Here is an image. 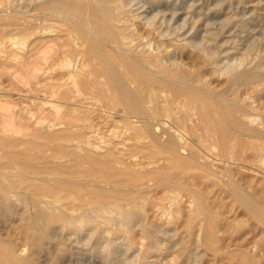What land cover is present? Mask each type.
Here are the masks:
<instances>
[{"label": "rangeland", "instance_id": "1", "mask_svg": "<svg viewBox=\"0 0 264 264\" xmlns=\"http://www.w3.org/2000/svg\"><path fill=\"white\" fill-rule=\"evenodd\" d=\"M41 1L46 2V0H0V13H1L0 14V97H1L0 105H3L2 103H4V107H5V108L0 109V113L1 112L3 113V116H2V113L0 114V118H1L0 122L4 121L2 119H7L10 116L9 114H12L13 116L14 115L13 113H15L13 117L16 121H20L19 117H21L22 123H24L25 121V123H29V124L33 123L32 125H34V122L37 119L38 120L41 119L40 123L43 125L40 126L41 124H38L37 122H35V125L38 124L40 127H43V131L45 130V132H48L46 131L47 129L49 130L48 127L55 126L54 128L52 127L51 130L49 131L50 133L49 132L48 133L53 134V132L56 133L57 131L59 133L58 136L60 135L62 136L63 133H60V132H62L64 128L63 126L65 125L61 123V124H55V125L48 126L50 120H54L57 117L56 112L53 111V109L48 105V103L46 104L44 102L47 100L52 101L54 99V96L52 95L51 90H50L51 88L49 89L48 86H51L52 88L56 90L59 89L58 92L62 90L65 92V89H66V92H68L69 89H72L73 87L72 83L70 82V79L67 76L69 75V69L71 70V72H74V73L79 72L77 74H78V78L80 79L79 81L80 84L81 83L82 85L87 84L88 82L92 81L96 77L94 74V71H95L94 69L96 68L97 63L94 59H92L89 55L85 54L84 52H83L84 54L79 55L81 50H83L84 46H82L81 44L79 45V42L77 43L75 41V43H73V47H74L73 52L67 51V54L69 56H72V58L76 60V61L72 60L73 65L71 64L72 66L70 65L67 67L64 65H61V66L57 65L66 56L64 52L61 53L60 51L62 50L61 48V44L63 43L62 41H67L66 38H68L67 31H65L64 29L66 26L65 24H63L64 23L63 21L67 19L66 18L67 15L56 13L53 11L50 12L46 8L43 10L44 6L42 7L43 4H40ZM125 2L126 4H124ZM110 4H112V2H110ZM37 5H41V6L37 7ZM39 7H41L40 10H39ZM6 10L10 13H8ZM119 10L120 11L122 10V12L120 14V20L118 23L121 25L123 24L122 26L124 28H126L127 26L130 29L131 27L130 31L132 32L134 31L133 32L134 37H136L137 35L136 37L137 39L135 40L144 42V44L141 45L142 46L141 49L144 51L147 50L145 52L155 50L154 52L163 53L162 54L163 58L168 63L172 59L178 62L182 61L181 63H183L185 67L191 68V69H194L202 65V72L205 74L206 79L210 82V85L213 88L215 89H221L223 87L227 88L225 92L226 94L225 96L228 98V100L232 99V97H234L238 93H239V96L241 97H244L243 96L244 94L250 96L251 89H252L251 93L256 92L255 93L256 96L254 97V94H251L248 101L249 102L253 101L252 102L253 105L251 103L250 104H251V107L253 108L254 106L256 110H254V108L253 109L251 108L250 110L251 112L254 111L253 113L257 114L256 116L258 117V119L256 118V120L250 121V124L256 127L259 126L260 128L263 127L264 125V110H263L264 109L263 108L264 88L262 87H264V85L259 86V88H262L261 90H263V91L258 90L259 93L257 92V89L250 87L249 86L250 84L249 85L246 84L248 86L244 84L246 87L243 84H241V86H238V88H236L235 86L236 84H234L231 86L232 88L229 87L230 89L229 90L227 87L228 85L227 74L223 72L221 73L220 71L219 72L216 71L214 67L212 66V64L207 63V59H205L207 56H205L206 55L205 53H202L203 51L199 49V46L201 44V45H204L207 49L209 47L208 50L210 51L208 50L206 51H208L209 53L213 52L212 54H214V56H212V60L219 67H224V65H226L229 62L239 60L238 59L239 56H240L239 57L240 59L241 58L243 59L245 57V59L246 58L247 59L246 60L244 59L243 65L245 67L246 66L250 67L251 69L253 68L252 73L253 72L254 74L256 73L257 74L256 77H259V78L261 76L264 77V69H262L264 68V63H263L264 62V55H263L264 54L263 53L264 52V0H125L123 4L120 6ZM13 13L16 15L14 16ZM51 15L52 16L57 15V16L52 17ZM16 16L17 18H15ZM51 17L56 20L52 19ZM63 17L65 18L63 19ZM30 18H34L32 21H30L33 24L32 29L35 28L34 31H32L29 34L30 37L25 42L24 44L25 46L23 45L24 47L22 45L21 46L18 45L17 47L14 46L15 44L11 42L10 37L11 35L12 36L16 35L18 33L17 31L18 29L14 26V24H12V20L19 19L18 20L19 22L25 23L24 21H26L27 23L29 22ZM7 19H10V23L9 21H7ZM49 23L50 24L52 23L53 25L49 26L48 25ZM37 24L39 25L38 27H37ZM9 25L12 26L10 27V29H9ZM50 28H52L53 30H50ZM57 33L59 34V37ZM52 35H53V38L55 37L54 39L52 38ZM56 36L59 39H57ZM189 36H191V38ZM46 37L47 38L49 37V38L47 39ZM44 38H46L47 40L45 41ZM49 39H52L54 41L57 40L56 41L57 43L55 42L56 44H58L60 41L62 43L60 42L58 46L55 43H52V41H50L49 43L48 42ZM196 40H199L201 42L200 44H198L199 46L196 44V43H199V41H196ZM212 40L213 41L215 40L218 42L214 41L215 42L214 43ZM29 41H31V43H29ZM149 41L151 43V47L148 48L147 46H144V45L149 43ZM176 41H184L186 45L183 42H182L183 44H181L180 42V45H179V43ZM46 42H48V45H45ZM40 44L43 46H41ZM193 44L195 45V47H193L194 46ZM38 45L40 46L39 48H38ZM44 45L48 46L47 48L51 47L50 49H52V51L53 50L55 51V52L53 51V53H56V54L52 53V55H55V56L63 55V57L59 56L58 59L56 60L55 56L53 57L49 49L46 50L47 48H45ZM75 46L79 49H77ZM163 46H167V47H163ZM218 47L221 51L218 49ZM247 47L251 48V52H249L250 48H247ZM37 48H38V51L36 52ZM40 48L42 49L44 48L46 50V54L49 52L51 56L49 54H47V56L49 55L51 58L49 56H48L49 58H47L45 52H43L44 50L42 51L40 50ZM32 49L35 50L34 52L35 55L34 53L30 54V50L33 52ZM244 49H246V52ZM39 50L42 52H39ZM241 51L245 53L241 54ZM27 52L29 53V56ZM59 52L60 54H58ZM250 54H251V59H249ZM32 55L34 57H37L34 60L35 62H37V63L34 62L35 65L38 63L40 65L35 66L34 64H32L33 59H34ZM221 55L223 56L220 57ZM45 56H46V60L47 59L50 60L48 64H47V61H45L44 59ZM27 57L29 59L28 61L32 60V62L26 61ZM219 57L221 60L219 59ZM88 58L92 59L93 63ZM247 60L248 61L250 60V61L245 62ZM38 61L42 63L43 68L41 67V63ZM200 61L201 62L204 61L206 65L201 63ZM27 64L31 67L32 65L35 66L36 68L33 67V69L35 72L37 71L38 74L36 73V75H34L33 69L32 68L30 69V67ZM251 64H253L254 67L253 66L251 67ZM16 65L20 68L22 67L21 70L23 71V74H25V76L22 75V71L20 69H17L18 67ZM54 65L55 67H53ZM83 65L85 66L83 67ZM25 66L26 68L28 67V69L26 70L32 71V73L27 71L30 74L28 77L26 75L28 73H25ZM38 66L42 68L43 70H40ZM44 66H45V69H44ZM256 66L258 69L260 68L257 71H256L257 69ZM15 67L17 68L15 69ZM82 72L85 74H83ZM31 74L34 76H32ZM60 74L62 75L61 78H59L61 76ZM85 75L87 76L89 80H86L87 78ZM36 76H39V77H36ZM24 77L29 79V81L27 82V79ZM24 79L27 83H24L25 82ZM95 79H98L99 81V80H102L103 77L100 76ZM82 81H84L85 83L83 84ZM219 82L222 83V87L220 86L221 83ZM258 82H259L258 85H260L261 82L262 84L264 83V81L262 80ZM258 82L256 81L255 83H258ZM255 83L251 84V86H253ZM28 84L31 86H29ZM243 86L245 88H243ZM33 87L35 89H33ZM243 90L244 92L246 91L247 94L246 93L241 94L243 93ZM248 90H250V92ZM228 91L229 92L231 91V92L229 93ZM227 93L230 96L229 95L227 96ZM89 95L87 94V95L81 96L82 98L80 96L79 98L78 96L74 98L72 97H69V98L61 97L60 98L63 100L64 105H66V103H68L69 105L71 104V102L77 101V103L82 105L80 107L82 109L81 114H87L92 120L94 119L91 122L96 123L98 121L97 122L98 124H96L97 129L95 131L90 132L89 131L90 128H87V127L84 128V130L89 131L88 133L89 135H91L90 137H93L92 135L96 133L94 135L96 136L94 139L95 141V144H93L94 146L88 145L87 147H89V149H91L92 151H95L96 152L95 154H98V155L100 154L99 155L100 157H103L102 155L103 151H104V154L106 153V151L108 152L107 150V145H108V149H110V147L112 146L113 150L115 149L114 152H117V155L119 153V156L121 155L124 158H126V161L131 160L132 162H136L135 160L137 161L144 160V158H142V153H140V155L138 156L132 155L133 157L130 156L128 157L129 159L126 157L127 155H124L123 153L124 151H126L125 144L132 143L133 140L129 139L131 130L126 131L124 127L122 128V126L119 125L120 123L118 124L115 121L119 119L121 116V113H123L121 108L111 109L107 105H104L105 104L104 100L107 101V98H104L103 100H101V102L104 103L103 104L100 102V100L96 101L95 99L87 97ZM252 96L254 98H252ZM258 100L261 104L258 103ZM88 102H89V105H87ZM93 102L94 104H92ZM260 105L262 107V110L260 108ZM256 106L258 107V109ZM65 107H67V110H65L66 108H64L63 106L61 108L62 113H65L67 111L69 113H73V112H70L69 106H65ZM5 109L7 111L8 109H10L11 112L13 113L7 112ZM259 109L262 113L257 111ZM6 112L9 113L8 114L9 116L6 115L7 114ZM39 115H40V119H39ZM240 115L242 116L243 114L241 113ZM259 117H261L262 119H260ZM25 118L28 120H26ZM102 119L104 121L101 122ZM106 120H108L107 123L105 122ZM110 120H112L113 123H111L112 121L110 122ZM78 123L79 125L81 124V125L86 126V124L90 123V120L78 121ZM119 126L121 129L119 128ZM30 129L28 128L29 131H31ZM52 130L54 131L51 132ZM97 132H98V135H97ZM18 134L19 133H17V135ZM19 135H21V132ZM37 139L40 141L46 142L45 148L43 149L44 155L40 154V152L42 153V151H38V150L33 151L36 154L34 155L35 157H39L42 155L45 156L44 158L40 159V161L38 162V165L42 168V171L45 174V176L49 175L50 173L62 174L64 176L68 174L67 172H70V174H72L71 176L76 180V182H80L84 190L94 191V192H98L102 194H106L107 192V194H110V193H113L116 189H119L120 187L125 188L127 190L128 189L130 190V188L138 189L144 194V196L146 195L147 201H145L144 204L141 206L138 205L139 210H138V207L133 208L135 212L140 211L141 213L138 214L137 212V216L135 218L136 220L134 219L135 221L132 220L131 222H129V225H131V227L129 226V229H131L132 231L128 229L124 231L125 229L124 228L122 229L123 227L122 225L125 224V220L131 218L130 216L131 214L128 213L129 216H127V214L125 212L123 213L122 210H114L116 213L113 211L108 212L107 215L109 217V220L106 222L99 221L98 224L96 225V230L92 231L91 233L88 231V229L75 232V231H71L68 229L66 231V229H62L56 226H52V228L51 227L47 228L44 225L43 227L45 229H44V234L42 236V239L40 240L39 244H35V245L32 244L33 238L32 239L29 238L28 237L29 234H27V231H26V226H28L30 223L31 225H35V214H34L35 211L32 206L31 195H28V197L22 200V202L21 201L19 202L11 201L8 204H4V203L0 204V206L2 205V207H0V210H3V211H0V241L3 239L2 241L5 240L4 242L8 240L15 242L20 247L22 256H25V257L32 256L31 258L35 264H129V263L130 264H264V224L259 219H257L254 215H252L247 210H245V208L241 204H239V202L236 200L234 195L231 194L232 192L230 191L229 186L221 182L213 174H211L210 176H205L204 178L201 177L200 179L197 177L194 180H192L191 177H189V179L187 177L186 179L187 181L185 180V182L194 183L196 187L201 186V188L200 187L199 188L201 189L204 197L206 196L205 198H207L205 199V203L207 204V207L209 208V214L207 215L209 217L207 218V216L205 217V215L203 214H197V216H195L196 213L193 212V208H194L193 207L194 204L192 203L193 199L184 193H183V196L179 195L180 199H178L179 196L177 197L178 199L177 201L178 203H177V202H174L177 199L173 200L172 198L166 197L164 195V191L161 190L160 187L156 186L155 181L153 179H150V180L147 179L145 181L144 179L137 180V181L128 180L125 183H122L123 185L122 186V185H119L121 184V181H116V180H110V182L109 180L104 181L101 178H99V174H95V175L90 174V178L93 179V180L91 179L92 180L91 181L90 178L87 179V177H89V174L87 175V173H85L82 175L83 173L82 170H84L82 169V167L86 168L85 170L87 171H88V168L89 170L91 168L92 169L97 168L96 166L98 165H99L98 167H102L103 164L100 161H103V159L102 160L98 159L99 162H94V163L91 162L90 160H88V158H86V155H83V154H86L87 152L86 148L83 146H80L79 148V145L71 147L74 150H76L74 152L78 156V158L76 155L74 156V153L71 154L72 156H70L67 151L69 147L66 149V146L72 141H68L66 138H64V135L61 138H56L57 140L56 139L46 140L43 138H37ZM251 140L252 138L250 139L246 137L243 138L242 152L246 156L244 159H237L234 161L232 159L223 160L219 156L215 155L214 150L212 151L208 150L207 151L208 153L205 152L204 158L206 160L207 166L210 167L209 169L215 171L216 169L223 170L227 168L230 170V174L232 175L233 179L237 181L239 185L242 186L244 182L246 183V185L249 184L250 186L249 185L246 186L244 184V186L242 187H246V189L252 188V189H247V190L248 191L251 190L249 192L254 193L253 194L254 198L256 199V201L258 200L257 201L258 204L262 206L263 208V205H264V175H263L264 174V171H263L264 170V152L256 150V153H255L254 152L255 149L252 148L253 142ZM75 141L76 140H73V144L75 143ZM117 141L118 143L120 141L119 143L120 145L115 143ZM121 142H123L124 144ZM247 144H249L250 146ZM58 145H62V146L66 145V146H63V147L61 146V148H58L57 147ZM78 151L79 152L83 151V152L79 153ZM119 151H122V152H119ZM209 151L212 153H210ZM64 152L67 153L68 156ZM79 155H81L83 158L85 156L84 158L85 160L81 159L82 158L81 156H80L81 158H79ZM99 156H96V157H99ZM74 157L77 158V161H78V162H75V164H74ZM241 160L243 162H241ZM85 161L87 165L85 164ZM254 161H256V163H254ZM66 162H68V164L73 163V165H71L72 168L70 167V171L66 169L67 168L66 165H68L66 164ZM81 162H84V163H81ZM160 162H162V160H160ZM63 163L64 165H62ZM90 163H92V165H90ZM212 163L217 164V167H215V164H212ZM80 164H83V166H80ZM58 165H60L62 170L57 169ZM85 165L86 167H84ZM133 166L134 168H138V165H133ZM74 167L76 168L80 167L81 170H78L79 169L78 168L77 170L79 172L77 173L76 168ZM51 168H56L57 170H52ZM28 169H30L31 171H34L31 168H28ZM56 178L57 177L55 176L53 180H56ZM211 178H213L214 180H212ZM210 179L212 181H210ZM48 181H52V180H48ZM153 181L154 183H152ZM116 182L117 183L120 182V183L117 184ZM143 182L144 183L148 182V184L146 183L142 184ZM126 184L127 186H125ZM153 184L155 186H151ZM106 185L108 186V188L109 187L110 188L109 189L106 188L107 187ZM118 185L120 187H118ZM148 186H151V187L148 188ZM143 187L144 188L146 187V188L144 189ZM152 197H154L156 200L155 199L153 200ZM187 197H188V200H187ZM166 198L168 199L166 200ZM141 203L142 202H140V204ZM160 204L161 205L163 204L164 206H161ZM178 207H181L182 209ZM147 208H148V210H146L147 213H145L146 211L144 210ZM7 209H9V211ZM169 209L170 211H168ZM174 210L175 212H173ZM18 211H20V215ZM118 215L120 217H118ZM115 216L121 225L117 222V219L115 218ZM212 217H214V219ZM26 221L27 223L23 224ZM213 221H215L214 224H213ZM212 226L214 227V230H212L213 238H212L211 243H209L206 238L208 237L210 228L213 229ZM143 228H147L146 230L147 232ZM120 230H122L124 233ZM84 231L85 233H87L86 235L89 236L88 239ZM128 231H130L131 234ZM213 231L215 232L214 234H213ZM125 232H128L130 236L127 233L126 235ZM74 233H77V234H74ZM147 233L151 235L148 238L144 237L146 236ZM90 234L92 236H90ZM1 237L3 238L1 239ZM130 237L131 239H129ZM4 238H7V240ZM62 238H64L63 239L64 241H68V242H64ZM81 238H84V239H81ZM26 240L27 241L29 240V241L27 242ZM69 241L71 243H69ZM127 241L128 242L130 241V243H128ZM133 241L134 242L136 241L135 244ZM42 242H45V244ZM126 242L127 244H130V245H127ZM132 242H133V246H132ZM125 244L127 245L126 246L127 248L125 247ZM180 244L181 246L179 247ZM110 245L111 247H109ZM67 246L69 247V249H67L68 248ZM31 249H35L37 252V255H35L36 254L35 250L32 251ZM102 249H104V251Z\"/></svg>", "mask_w": 264, "mask_h": 264}, {"label": "bare ground", "instance_id": "2", "mask_svg": "<svg viewBox=\"0 0 264 264\" xmlns=\"http://www.w3.org/2000/svg\"><path fill=\"white\" fill-rule=\"evenodd\" d=\"M124 1L125 0H118V1L117 0H48V1L46 0V2H43V1L40 2V4H43L42 7L44 6L43 10L46 8L50 12L53 11L56 13H61V14L67 15L66 16L67 19L65 21H63L64 23L63 22L62 23L65 24V26H66L64 29H65V31H67L68 38H66L67 37L66 36L65 38L67 39V41H62L63 43L60 41L62 43L61 44L62 50L61 51L58 50L61 53L64 52L66 54V56L57 65H59V66L64 65L66 67L70 66L71 64L73 65L72 60H75V59H73L72 56H69L67 54V51L73 52V50H74L73 43H75V41H76L77 43L79 42V45L81 44L82 46H84L83 50H81L80 53L78 52L79 55L80 54L82 55L85 53L96 61L97 66L94 69L95 70L94 74L96 76L95 78L100 77V76L103 77V79L99 80V81H98V79L94 78L92 81H90L88 83L86 82L87 84H84L85 83L84 82L85 80H84V81H82L84 85H82V83L80 84V82H79L80 79L78 78V74H77L79 72L74 73V72H71V70L69 69V75H67V76L70 79V82L72 83V86H73L72 89H69V90L67 89L68 92H66V89H65V92L63 90L58 92L59 89L56 90V89L52 88L51 86H48L49 89L51 88L50 90H51L52 95L54 96V99L52 101L47 100L44 102L46 104L48 103V105L57 114V117L54 120H50L48 126L55 125V124H61V123L63 125H65V126H63L64 128H63L62 132H60V131L59 132L63 133L62 136L64 135V138H66L68 141H72L69 144H67V146L63 145V146H66V149L68 147L70 148V149L69 148L67 149L68 154L70 156H72L71 154H73V153H74V156L76 155L74 152L76 150H74L71 147L79 145V148H80V146H83L86 148L87 152H86V154H83V155H86V158H88V160H90L91 162H93V163L99 162L98 159H101V160L103 159V161H100L103 164L102 167H98L99 166L98 163H97L98 166H96L97 168L92 169L89 166L91 169L89 170V168H88V171L85 170L86 168L82 167V169H84V170H82L83 173L81 172L82 175L85 173H87V175L89 174V177H87L85 175L87 177V179L90 178V174H92V175L93 174L94 175L99 174V178H101L104 181L105 180L106 181L109 180V182H110V180L121 181V184H119L120 182L119 183L116 182L119 185H122V183H125L128 180L137 181V180L144 179V181H145L147 179L148 180L153 179L155 181L156 186L160 187L161 190L164 191V195L166 197H169V198H172L173 200H176L179 195L183 196V193L186 194L187 196L191 197L194 201V202L192 201V203L194 204L193 212L196 213L195 216H197V214H203L206 217L209 214V208L207 207V204L205 203V199H207V198H205L206 196L204 197V195L200 189L201 186H199L200 188L198 186L196 187V185L194 183L185 182V180L187 179V177H188V179H189V177H191L192 180H194L197 177L200 179L201 177L204 178L205 176H210L211 174H213L214 176L217 177V179H219L221 182H223L224 184H227L229 186L230 191L232 192V193L231 192L230 193L234 195L236 200L239 202V204H241L245 208V210H247L249 213L254 215L257 219H259L264 224V209H263L264 205L262 208V206H260L258 204V202H257L258 200L256 201V199L254 198V195H253L254 193H250L249 191H251V190H249V191L247 190V189H252V188L246 189V187H242V186H244V184L246 185L245 182L242 186L239 185L238 182L233 179L232 175L230 174V170L227 168L223 169V170H220V169L217 170L215 168L216 169L215 171L209 169L210 167L207 166L206 160L204 158L205 152H207L208 150H210V151L214 150L215 155L219 156L223 160L232 159L234 161L237 159H244L246 157L244 155V153L242 152L243 138L244 137L249 138V139L252 138V140H251L253 142L252 148L255 149V151H254L255 153H256V150L264 152V125L262 128H260L259 126L256 127V126L250 124V121H254V120H256V118L258 119V117L256 116L257 114L253 113L254 112L253 110H252L253 112H251V110H250L252 108L251 104L253 101L252 102L248 101L251 94H254V97L256 96L255 95L256 92L251 93L252 89H251V92H250V90H248L250 92V96H248V95L244 94V93H246V91L244 92V90H246V89H244L243 93H241V94H244L243 95L244 97L239 96V93H238L237 95L232 97V99L228 100V98L225 96L226 95L225 92H226L227 88H225V87H223L221 89L213 88L210 85V82L206 79L205 74L202 72V65H200L194 69H191V68L185 67L184 64L181 63L182 61L178 62V61H174L172 59L168 63L163 58V55H162L163 53L154 52L155 50H151L148 52H145L147 50H145V51L142 50L141 45L144 44V42H140V41L135 40V39H137L136 38L137 35H136V37H134V34H133L134 31L133 32L130 31L131 27L129 29V27H127L125 25L126 28H124L122 26L123 24L121 25L118 23L120 20V14H121L122 10L124 9V7H123V9L121 8L122 9L121 11L119 10V8L123 4ZM110 2H112V4H110ZM124 4H126V2ZM38 6H41V5H37V7ZM40 8L41 7H39V10H40ZM26 9H27V7H26ZM45 11H47V10H45ZM8 13H10V12H8ZM36 13H37V11H36ZM13 15L15 16L16 14L13 13ZM45 15H47V14H45ZM56 16L54 15L52 17H56ZM58 16H60V15H58ZM44 17H46V16H44ZM15 18H17V16ZM48 18H50V17H48ZM64 18L65 17H63V19ZM33 19L34 18H30L29 22H27V23H26V21H24L25 23H21L18 20H15V19L12 20L11 19L12 24H14V26L18 29L17 30L18 33L14 36L11 35V37H10L11 42L13 44H15L14 46H16V47L18 45L23 46L25 44V42L29 39V37H30L29 34L32 31H34V29H35V28L32 29L33 24L30 22ZM52 19H54V18H52ZM54 20H56V19H54ZM7 21H9V23H10V19H7ZM52 23L51 24L49 23L48 25L49 26L53 25ZM43 24H45V23H43ZM38 26L39 25L37 24V27ZM10 27H12V26L9 25V29H10ZM50 30H53V29L50 28ZM6 32H7V30H6ZM214 33H215V31H214ZM55 34H54V36H55ZM210 35H211V33H210ZM220 35H221V33H220ZM64 36H65V34H64ZM40 37H42V36H40ZM58 37H59V34H58ZM189 37L191 38V36H189ZM202 37H204V36H202ZM37 38H39V37H37ZM46 38H44L45 41L49 37L47 39ZM52 38H53V35H52ZM56 38H57V36H56ZM57 39H59V38H57ZM139 40H141V39H139ZM50 41H52V43H55L57 40L54 41L52 39H49L48 42L50 43ZM196 41H199V40H196ZM212 41H211V43H212ZM34 42H36V41H34ZM48 42H46L45 45H48ZM60 42L58 44H60ZM176 42H178L179 45H180V42H181V44L184 43V41H176ZM215 42H218V41H215ZM29 43H31V41H29ZM200 43L201 42L199 41V43H196V44L198 45ZM58 44H56V45H58ZM184 44L186 45V43H184ZM45 45H44V47L47 48L48 46H45ZM51 45H53V44H51ZM41 46H43V45H41ZM144 46H147L148 48L151 47L150 41H149V43H147ZM36 47H37V45H36ZM39 47L40 46L38 45V48ZM163 47H167V46H163ZM193 47H195V45ZM38 48H37L36 52L38 51ZM50 48H47L46 50L49 49V51L52 55L54 50L52 51V49H50ZM190 48H191V46H190ZM247 48H250V47H247ZM77 49H79V48H77ZM153 49H155V48H153ZM199 49L203 51V52L202 51H200V52L206 54L205 56H207V57L205 59H207V63L212 64V66L214 67V69L216 71H218V72L220 71L221 73L223 72V73L227 74V76H228V78H227L228 89H229V87H231L234 84H236L235 85L236 88H238V86H241V84H243V85L244 84L245 85L250 84L249 86L257 89V92H258V90L260 91L262 88H264V87L259 88V86L264 85V83L262 84V82H261V84L258 85L259 84L258 81H261V80L264 81L263 80L264 77H262V76H261L262 78L256 77L257 74L256 73L254 74V72L252 73L253 68L251 69L250 67H247V66L245 67L243 65V61H244L245 57L243 59L242 58L240 59L239 58L240 56H239L238 57L239 60L229 62L226 65H224V67H219L212 60V56H214V54H212L213 52L212 53L208 52V51H210V50H208L209 47L207 49L204 45L200 44ZM218 49H219V47H218ZM40 50H42V51L44 50L43 52H45V54H46V50L44 48L43 49L40 48ZM40 50H39V52H42ZM206 50H208V51H206ZM241 50H243V49H241ZM244 50L246 52V49H244ZM28 52H27V54L29 56ZM31 52L32 51L30 50V54H33L35 52V50H33L32 53ZM60 52L58 54H60ZM249 52H251V48H250ZM249 52H248V54H249ZM50 53L48 52L47 54L50 55ZM198 53H199V51H198ZM244 53L241 51V54H244ZM261 53H262V51H261ZM41 54H43V53H41ZM47 54H46V56H47ZM53 54H56V53H53ZM34 55H35V53H34ZM194 55H196V54H194ZM260 55H262V54H260ZM46 56H45V58L44 57L43 58L45 59V61H47V64H48L50 62V60L49 59L46 60ZM48 56H47V58L50 57V56L49 57ZM52 56L54 57L55 55H52ZM59 56L63 57V55H58V56H55V59L57 60ZM222 56L223 55H221L220 57H222ZM30 57H31V55H30ZM215 57H216V55H215ZM220 57H219V59H220ZM24 58H25V56H24ZM35 58H37V57H34L33 62L31 60V58H30L31 61H28L29 60L28 57L26 58L27 60L26 59L25 60L28 62H32V64L35 65V63H37L34 61ZM88 59H90V58H88ZM92 59H90L91 62H92ZM249 59H251V54H250ZM79 60H80V58H79ZM36 61H37V59H36ZM249 61L247 60L245 62H249ZM38 62H40V61H38ZM25 63H27V62H25ZM201 63L205 64L204 61H202ZM15 64H17V63H15ZM36 65H40V64L38 63ZM26 66H25V73H28V72L32 73V71L30 69L31 68L33 69V67H35V66L32 65V67H31L28 65L30 67V69H29L30 71L26 70V69H28V67L26 68ZM45 66H44V69H45ZM84 66L85 65H83V67ZM252 66L254 67L253 64H251V67ZM260 66H261V64H260ZM17 67H15V69ZM41 67L43 68L42 63H41ZM53 67H55V65ZM21 68L18 67L17 69L21 70ZM42 68L39 67L40 70H43ZM256 68H257V66H256ZM259 69L257 68L256 71ZM262 69H264V68H262ZM33 71H34V69H33ZM34 72H33V74L36 75L37 71L35 73ZM83 74H85V73H83ZM22 75L25 76V74H23V71H22ZM26 75L28 77L30 74L28 73ZM34 75H32V76H34ZM41 75H42V73H41ZM36 77H39V76H36ZM61 77H62V75L59 78H61ZM81 77H82V75H81ZM24 78H26V77H24ZM86 78H87V76H86ZM33 79H31V80H33ZM86 80H89V79L87 78ZM24 81H25V79H24ZM28 81H29V79H27V82ZM66 81H68V80H66ZM256 81L258 83H255ZM27 82L25 81L24 83H27ZM219 83H221V82H219ZM253 83H255V84L253 86H251V84H253ZM215 85H216V83H215ZM248 85H246V86H248ZM29 86H31V85H29ZM220 86L222 87V83ZM220 86H219V88H220ZM244 86H243V88L246 87V86L245 87ZM33 89H35V88L33 87ZM247 89H248V87H247ZM255 89H254V91H255ZM261 91H263V90H261ZM87 94L88 95L90 94L87 97L95 99L96 101L100 100V102L104 98H107V101L104 100L105 104L103 102H101V103H103L104 105H107L111 109L121 108L123 113H121L120 118L115 120V121L118 124L120 123L119 125L122 126V128L124 127L126 129V131L131 130L129 139L133 140L132 143H129L130 142L129 141L128 142L129 144H125L126 145V149H125L126 151H124L123 153H124V155H127L126 156L127 158L132 156V155L138 156V155H140V153H142V158H144V160L140 161L138 159L139 161L135 160L136 162H132L131 160L126 161V158H124L121 155L119 156V153L117 155V152H114L115 149L113 150L112 146H111L112 149H111V147H110V149H108V145H107L108 152L106 151V153L104 154V151H103L102 152L103 157H100L99 156L100 154L99 155L95 154L96 153L95 151H92L91 149H89V147H87L88 145L95 144L94 139L96 136H94V135L96 133L94 135H92L93 137H90L91 135H89L88 132L89 131L92 132V131H95L97 129L96 124H98L97 123L98 121L96 120L97 121L96 123L91 122L94 119L92 120L89 117V115H87V114H81L82 109L80 107L82 105L77 103V101L71 102V104H69V105H68V103H66V105H64L63 100L60 99L61 97H67V98L72 97V98H74L76 96H78V98H79V96L81 97V96H84ZM228 95L229 94L227 93V96ZM254 97L252 96V98H254ZM0 100H1V97H0ZM259 100H258V103H260ZM2 104L3 105H0V109L5 108L4 103H2ZM92 104H94V102ZM87 105H89V102L87 103ZM63 106H64V108H66L65 110H67V107H65V106H69L70 112H73V113H69L68 111L65 113H62L61 108ZM97 108H99V107H97ZM253 108H254V106H253ZM260 108L262 110L261 105H260ZM263 108H264V105H263ZM257 109H258V107H257ZM9 110L10 109H8V111L7 110L6 111L11 112V110L10 111ZM254 110H256V108H254ZM257 111L261 112L260 109ZM3 112H4V110H3ZM11 113H13V112H11ZM241 113L243 114L242 116L240 115ZM8 114L9 113H7L6 115L7 116L10 115V116L7 119H2L4 121L0 122V204H2V203L8 204L11 201H15V202L21 201L22 202V200L26 199L28 197V195H31L32 206H33L34 211H35V213H34L35 214V225H31V223L28 221L30 224L28 223L29 225L26 226V231H27V234H29L28 237L31 239L33 238L32 239L33 245L39 244L40 240L42 239V236L44 234V229H45L43 227L44 225L47 228L48 227L52 228V226H56V227H60L62 229H66V231L68 229V230L75 231V232L82 231L84 229H88V231L91 233L92 231L96 230V225L98 224L99 221H104V222L108 221L109 217H108L107 213L111 212V211L115 212L114 210H122L123 213L125 212L127 214V216H129V214H131L130 215L131 218L125 220V224L122 225L123 226L122 229L123 228L125 229L124 231H126L127 229L131 230V229H129V226L131 227V225H129V222H131L132 220H134L136 218L137 212H138V214L141 213L140 211L135 212L133 208L138 207V210H139L138 205L141 206L144 204L145 201H147L146 195L144 196V194L138 189L130 188L131 186L129 187L130 190L129 189L127 190L125 188L120 187L119 185H118V187H120V188L116 189L117 191L113 190L114 192L110 193V194H107L106 191H105L106 194H102V193H98V192H94V191L84 190L82 188L80 182H76V180L71 176L72 174H70V172H67L68 174L64 175V176L62 174H52V173L45 176V174L42 171V168L38 165V162L40 161V159L45 157V156H43L44 155L43 149L45 148L46 142L40 141L37 138H43L46 140L47 139L48 140H53V139L55 140L56 138H61L62 136L61 135L58 136L59 133L57 131H56V133H54L53 132L54 130L51 131V132H53V134H49L50 133L49 131L51 130V128L53 126L48 127L49 130L48 129L46 130L49 133L45 132V130L43 131V127H40L43 125L40 123V121H41L40 115H39L40 120H38V119L36 120V118H35V120H36L35 122H37L38 124H41L39 126L38 124L35 125V122H34V125H32L33 123H31V122H30L31 124L25 123V121H24V123H22L21 117H19L20 121H16L13 117L15 115V113H13L14 114L13 116H12V114H9V115ZM111 115H113V114H111ZM2 116H3V113H2ZM243 116H244V118H243ZM16 117H17V115H16ZM5 118H6V116H5ZM259 118L262 119L261 117H259ZM42 119H43V117H42ZM26 120H28V119H26ZM83 120H90V123L86 124V126L81 125V124L79 125L78 121H83ZM108 120H106L105 122L107 123ZM0 121H1V118H0ZM102 121H104V120L102 119L101 122ZM111 121L112 120H110V122ZM137 121H138V123H137ZM111 123H113V121ZM116 126H118V125H116ZM116 126H114V127H116ZM120 126H119V128H120ZM85 127L90 128V130L89 131L84 130ZM98 127H100V126H98ZM28 128L29 129L32 128V129H30L31 131H29ZM26 130L29 132H27ZM20 132H21V135H19ZM123 132H125V131H123ZM17 133H19V134L17 135ZM97 135H98V132H97ZM73 140H76L74 144H73ZM96 141H97V139H96ZM120 141H119V143H120ZM115 143L119 144L118 141ZM121 143H123V142H121ZM112 145H114V144H112ZM247 145H249V144H247ZM61 146L62 145H58L57 147L61 148ZM96 146H97V144H96ZM116 147H118V146H116ZM123 149H124V147H123ZM35 150L42 151V153L40 152V154H43V155L39 156V154H38L39 157H35L34 155H36V154L33 152ZM116 150H118V149H116ZM57 152H59V151H57ZM82 152H79V153H82ZM97 152H99V151H97ZM119 152H122V151H119ZM100 153H101V151H100ZM210 153H212V152H210ZM65 154L67 155V153H65ZM80 156L81 155H79V158L82 157V156L81 157ZM96 156H99V157H96ZM250 156H252V155H250ZM77 158H78V156H77ZM77 158L74 157V164H75V162H78ZM84 158H85V156H84ZM84 158L82 157L81 159H84ZM72 159H73V157H72ZM75 159H76V161H75ZM132 159H134V158H132ZM160 160H162V162H160ZM86 161H85V164H86ZM70 162H72V161H70ZM208 162H209V160H208ZM241 162H243V161L241 160ZM81 163H84V162H81ZM101 163H100V165H101ZM254 163H256V161H254ZM66 164H68V162H66ZM132 164L138 165V168H134V166ZM212 164H215V163H212ZM62 165H64V163ZM71 165H73V163L72 164L69 163L68 165H66L67 166L66 169H68V171H70ZM86 165L84 167H86ZM90 165H92V163H90ZM80 166H83V164H80ZM215 167H217V164H215ZM260 167H261V165H260ZM28 168H31L34 171H31ZM74 168H76V167H74ZM211 168H213V167H211ZM51 169L52 170H57V169L62 170L60 165H58L57 169L56 168H51ZM77 169L81 170L80 167H77L76 168L77 173L79 172ZM82 175H81V177H82ZM55 176L57 178H56V180H53ZM85 176H84V178H85ZM96 177H98V176H96ZM93 178H94V176H93ZM91 179L92 178H90V180ZM211 179L214 180L213 178H211ZM211 179H210V181H212ZM48 180H52V181H48ZM84 181H86V180H84ZM94 181H95V179H94ZM154 181L152 183H154ZM98 182H100V181H98ZM145 183L143 182L142 184H145ZM146 184H148V182ZM248 185L249 184H247L246 186H248ZM125 186H127V184ZM151 186H155V185L153 184ZM151 186H148V188H150ZM225 187H227V186H225ZM106 188H108V186ZM114 188H115V186H114ZM159 193H161V192H159ZM152 198H153V200L155 199L154 197H152ZM167 199L168 198H166V200ZM178 199H180V196ZM178 199L174 202H177ZM187 200H188V197H187ZM140 202H142V203L140 204ZM179 202H181V201H179ZM171 204H170V206H171ZM10 206H12V205H10ZM161 206H164V205L162 204ZM0 207H2V205ZM152 208H154V207H152ZM178 208H181V207H178ZM142 209H144V208H142ZM181 209H179V210H181ZM7 210L9 211V209H7ZM146 210H148V208L145 209L144 211H146ZM0 211H3V210H0ZM154 211H156V210H154ZM168 211H170V209ZM18 212L20 215V211H18ZM162 212H163V210H162ZM173 212H175V210ZM145 213H147V211ZM115 215H117V214H115ZM118 217H120V216L118 215ZM208 217L209 216H207V218ZM214 217H212V218L214 219ZM115 218H116V216H115ZM116 219H115V221H116ZM117 222H118V219H117ZM214 222L215 221H213V224H214ZM26 223H27V221L24 222L23 224H26ZM209 224H210V222H209ZM145 225H146V223H145ZM34 229H35V231H34ZM143 229L145 231L147 230V228H143ZM212 230H214V227H213V229L210 228L209 233H208V237L206 238L209 243H211L212 238H213L212 237ZM26 231H25V233H26ZM120 231H122V230H120ZM61 232H62V230H61ZM128 232L131 234L130 231H128ZM128 232H125V234L127 233L129 235ZM146 232H144V233H146ZM63 233H64V231H63ZM84 233H85V231H84ZM214 233L215 232L213 231V234ZM74 234H77V233H74ZM86 234L87 233H85V235ZM48 236H49V234H48ZM90 236H92V235L90 234ZM149 236H151V235H149V233H147L146 236H144V237L148 238ZM2 238L3 237H1V239ZM88 238H89V236H87V239ZM4 239L7 240V238H4ZM63 239L64 238H62V240ZM81 239H84V238H81ZM129 239H131V237ZM2 240L0 241V264H35L31 258L32 256H30V257L29 256L28 257L22 256L21 251H20V247L15 242L9 241V240L4 242L5 240L4 241H2ZM90 240H88V241H90ZM130 241H132V240H130ZM130 241L129 242L127 241V242L130 243ZM45 242H42V243L45 244ZM64 242H68V241H64ZM72 242H73V240H72ZM127 242H126V244H127ZM133 242H132V246H133ZM135 242H134V244H135ZM183 242H185V241H183ZM69 243H71V242L69 241ZM126 244H125V247L127 245H130V244H127V245ZM181 244L179 245V247L181 246ZM68 246H69V244H68ZM30 247H31V245H30ZM109 247H111V245ZM129 247H131V246H129ZM67 249H69V247ZM104 249H102V250L104 251ZM31 250L33 251L35 249H31ZM57 252H59V251H57ZM35 253H36L35 255H37L36 250H35ZM110 254H111V252H110ZM106 255H107V253H106Z\"/></svg>", "mask_w": 264, "mask_h": 264}]
</instances>
